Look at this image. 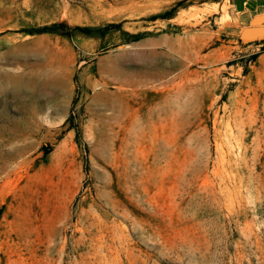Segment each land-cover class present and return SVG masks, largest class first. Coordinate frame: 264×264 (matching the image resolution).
Instances as JSON below:
<instances>
[{
	"label": "rangeland",
	"instance_id": "1",
	"mask_svg": "<svg viewBox=\"0 0 264 264\" xmlns=\"http://www.w3.org/2000/svg\"><path fill=\"white\" fill-rule=\"evenodd\" d=\"M176 1L0 0V264H264V36Z\"/></svg>",
	"mask_w": 264,
	"mask_h": 264
},
{
	"label": "trees",
	"instance_id": "2",
	"mask_svg": "<svg viewBox=\"0 0 264 264\" xmlns=\"http://www.w3.org/2000/svg\"><path fill=\"white\" fill-rule=\"evenodd\" d=\"M180 2H181L180 0H177L170 8L165 9L159 15L160 16H170L172 14L173 10L179 4H181ZM151 16H153V15H151ZM90 30H91L90 27L82 26V25H72L71 27L68 28L66 23L64 21L60 20V21H52V22H49L47 24L40 25L38 27L26 29L25 32L31 33V34L37 33V32H51V33H58V34L68 36L70 32L80 31V32H84V33H89ZM127 34H129V36L134 39V38H138L139 36H141L142 32L127 33ZM65 120L71 121L72 115L71 114L67 115ZM69 126H72L71 123ZM45 150H48V149H45Z\"/></svg>",
	"mask_w": 264,
	"mask_h": 264
},
{
	"label": "water",
	"instance_id": "3",
	"mask_svg": "<svg viewBox=\"0 0 264 264\" xmlns=\"http://www.w3.org/2000/svg\"><path fill=\"white\" fill-rule=\"evenodd\" d=\"M264 13L253 14L248 23L243 25L238 33L242 40H250L256 37L264 36Z\"/></svg>",
	"mask_w": 264,
	"mask_h": 264
},
{
	"label": "crops",
	"instance_id": "4",
	"mask_svg": "<svg viewBox=\"0 0 264 264\" xmlns=\"http://www.w3.org/2000/svg\"><path fill=\"white\" fill-rule=\"evenodd\" d=\"M237 11L246 17L248 23L255 13H264V0H231Z\"/></svg>",
	"mask_w": 264,
	"mask_h": 264
}]
</instances>
